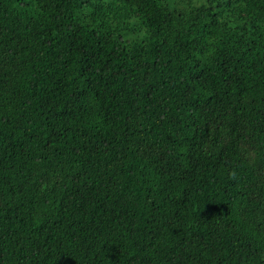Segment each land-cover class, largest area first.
I'll list each match as a JSON object with an SVG mask.
<instances>
[{
    "label": "trees",
    "instance_id": "16d2710c",
    "mask_svg": "<svg viewBox=\"0 0 264 264\" xmlns=\"http://www.w3.org/2000/svg\"><path fill=\"white\" fill-rule=\"evenodd\" d=\"M0 264H264V0H0Z\"/></svg>",
    "mask_w": 264,
    "mask_h": 264
}]
</instances>
